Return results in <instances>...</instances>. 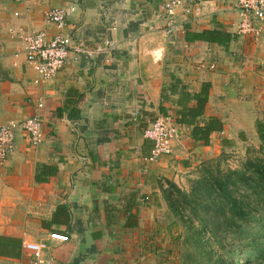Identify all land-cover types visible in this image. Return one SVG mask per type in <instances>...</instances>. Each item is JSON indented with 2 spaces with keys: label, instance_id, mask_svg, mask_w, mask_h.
Returning <instances> with one entry per match:
<instances>
[{
  "label": "crops",
  "instance_id": "1",
  "mask_svg": "<svg viewBox=\"0 0 264 264\" xmlns=\"http://www.w3.org/2000/svg\"><path fill=\"white\" fill-rule=\"evenodd\" d=\"M74 1L0 0V125L43 121L42 142L31 145L18 129L0 165L16 202L0 219V239L44 242L54 264H165L166 183L243 144L264 150L256 127L264 123V22L253 21L257 36H239L237 0H185L167 36L164 0H76L67 34L86 53L71 52L55 79L41 81L21 36L53 38L47 13ZM210 33L231 39L220 46L198 37ZM106 42L113 49L98 50ZM205 85L203 119L218 118L222 129L204 145L177 125L172 153L152 160L143 132L159 116L178 118L182 92ZM43 167L56 174L37 182ZM27 259L22 249L0 253V264Z\"/></svg>",
  "mask_w": 264,
  "mask_h": 264
},
{
  "label": "rangeland",
  "instance_id": "2",
  "mask_svg": "<svg viewBox=\"0 0 264 264\" xmlns=\"http://www.w3.org/2000/svg\"><path fill=\"white\" fill-rule=\"evenodd\" d=\"M257 147L243 144L212 158L196 161L190 167H185L175 182L166 183L168 196L172 195L167 200L172 218L168 222L171 230L167 235V248L159 257L162 263L238 264L237 260L242 258V261H249L250 264H264V205L246 213L244 219L233 228L235 236L229 234L230 237L225 241L215 239L204 227L206 223H200L192 211L199 200L197 191L205 189V182L216 185L213 182L224 180L231 172L240 170L245 163L263 158ZM215 192L218 199L217 188ZM171 200L176 202L170 203ZM206 202H209V197ZM15 206L13 187L4 166H1L0 219H10L8 216L14 212ZM199 213L203 216L201 211Z\"/></svg>",
  "mask_w": 264,
  "mask_h": 264
},
{
  "label": "built area",
  "instance_id": "3",
  "mask_svg": "<svg viewBox=\"0 0 264 264\" xmlns=\"http://www.w3.org/2000/svg\"><path fill=\"white\" fill-rule=\"evenodd\" d=\"M29 2L30 0H22ZM185 0H164L160 8V19L163 21V31L167 36L176 31L174 17L182 9ZM75 0L70 6L54 7L46 16V21L53 25L57 32L51 39H47L42 32H29L21 36L25 45V59L38 69L41 81L53 80L66 64L71 52L74 54L86 53L82 45H72L67 34V23L76 11ZM235 9L240 17L236 28L237 35L257 36L253 21L264 22V0H237ZM113 47L106 42L103 49L111 51ZM76 55V57H77ZM178 124L172 117L159 116L149 128L143 132L144 138L153 143L151 159L159 160L172 153L173 144L178 138ZM21 129L27 134L31 145H38L43 140V121L34 116L17 124L0 125V165L13 153L15 132ZM60 243H67L66 236L59 238ZM22 251L28 259L24 264H54L48 253L50 247L44 242H22Z\"/></svg>",
  "mask_w": 264,
  "mask_h": 264
},
{
  "label": "trees",
  "instance_id": "4",
  "mask_svg": "<svg viewBox=\"0 0 264 264\" xmlns=\"http://www.w3.org/2000/svg\"><path fill=\"white\" fill-rule=\"evenodd\" d=\"M198 37L220 46H226L231 39L230 35L220 33H210L208 38L205 34ZM208 90L209 87L205 85L198 93L191 94L187 90L182 92L181 100L184 101H180L182 111L178 118H174L178 125L191 126V138L204 145L209 144L210 135L213 132H219L222 129V123L218 118L203 119L204 109L208 102ZM190 102H194L193 107H189ZM71 117L73 118V115ZM256 127L259 139L264 144V123L257 122ZM259 151L263 158L245 163L240 170L231 172L224 180L213 182L216 185L205 182V189L197 191L199 200L195 208L192 209L193 216L200 223H206L204 227L218 241H225L230 237L229 234L233 235V228L238 224V221L244 219L246 213L251 210L255 211L259 209V206L264 205V150L259 148ZM56 171L52 167H43L36 176V181H45L54 176ZM216 188L219 193L218 199L215 194ZM165 195L167 200L172 197V195L168 196L167 190ZM208 197L209 202L205 203ZM171 202L175 203L176 201L171 200ZM173 210L172 208L174 213L175 210ZM199 211L203 213V216ZM16 249H22V242L14 239H0V253L5 254ZM237 263L250 264L249 261H242V258H239Z\"/></svg>",
  "mask_w": 264,
  "mask_h": 264
}]
</instances>
